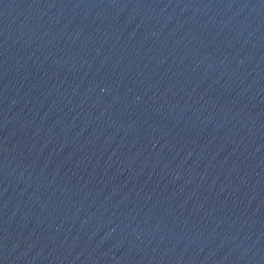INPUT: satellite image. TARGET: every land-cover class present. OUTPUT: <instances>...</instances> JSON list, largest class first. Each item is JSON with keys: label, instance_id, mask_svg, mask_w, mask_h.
<instances>
[{"label": "water", "instance_id": "water-1", "mask_svg": "<svg viewBox=\"0 0 264 264\" xmlns=\"http://www.w3.org/2000/svg\"><path fill=\"white\" fill-rule=\"evenodd\" d=\"M0 264H264V0H0Z\"/></svg>", "mask_w": 264, "mask_h": 264}]
</instances>
